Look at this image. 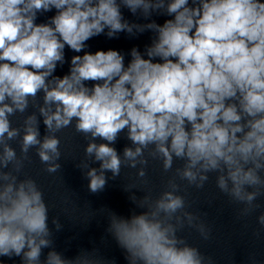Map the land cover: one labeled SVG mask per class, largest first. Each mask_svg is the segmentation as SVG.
I'll return each instance as SVG.
<instances>
[{"label": "clouds", "instance_id": "clouds-1", "mask_svg": "<svg viewBox=\"0 0 264 264\" xmlns=\"http://www.w3.org/2000/svg\"><path fill=\"white\" fill-rule=\"evenodd\" d=\"M122 7L149 22H130ZM153 14L171 18L159 24ZM146 31L151 43L143 53L133 47L127 64L114 49L84 51L101 34ZM66 46L83 55L72 56L61 77L54 73L66 62ZM18 114L16 127L11 117ZM69 127L88 141L77 167L93 194L122 167L136 169L144 184L150 160L173 173L155 199L129 196L143 211L124 217L108 209L105 231L127 264H215L179 234L187 226L204 241L212 238L179 193L186 190L182 182L203 189L214 173L220 192L243 205L238 219L264 207L258 202L264 197V0H0V257L116 264L95 247L72 258L57 251L54 235L63 225L53 217L49 226L44 192L32 177L21 178L33 149L47 173L61 169L56 134ZM125 130L132 146L121 156L112 145ZM175 161L182 164L173 171ZM257 222L264 229V211Z\"/></svg>", "mask_w": 264, "mask_h": 264}, {"label": "water", "instance_id": "water-1", "mask_svg": "<svg viewBox=\"0 0 264 264\" xmlns=\"http://www.w3.org/2000/svg\"><path fill=\"white\" fill-rule=\"evenodd\" d=\"M124 17L130 22L147 23L138 15L134 16L127 8L121 9ZM55 14V10L38 15L37 23L46 22ZM167 17L153 14L152 20L163 24ZM153 33L146 31L135 37H130L126 33L118 34V38H108L105 34L91 38L87 41L88 47L84 51L95 53L97 50L107 51L114 49L125 55V64L131 57L128 55L133 47H137L142 53L145 46L151 43ZM83 55L75 53L65 48V60L63 66L57 67L54 75L63 76L69 72L71 57ZM93 82H87L90 87ZM42 95V93H41ZM34 111L31 107L28 113ZM26 113L25 115H27ZM39 130L41 138L46 134L43 118L39 117ZM22 117H11L13 126H20ZM61 140L62 156L59 161L61 169L54 174L47 173L35 149L30 151V162H25L23 175L26 174L35 179L44 192L46 203L49 205V226L53 227L51 220L53 217L59 218L63 228L55 233L54 241L57 251L62 252L66 257H74L81 248L99 249L101 257L107 260H115L116 264H127L123 250L119 248L115 240L106 233L108 225V209L118 215L128 217L132 210L137 213L143 209L136 208L130 201L129 196L135 194L138 198L147 193H151L155 199L166 190L167 180L172 176V172L164 173L160 161L150 160L146 169L147 184H144L137 177L136 169L122 167L121 175L111 179V172H107L109 177L107 186L102 192L91 193L88 190V180L84 177L81 169L77 165L85 161L84 148L87 140L82 134L75 132L74 127H69L56 134ZM104 141L97 140V143ZM11 145L19 153L17 141H11ZM122 156L126 146H132L126 138L125 132H121L115 144L112 145ZM90 163V167H99V162ZM181 161H175L173 171L181 166ZM86 171V169H84ZM209 181L203 189L187 187L186 182H182V188L186 189L179 194L184 195L190 212L199 214L201 219L212 229V238L204 241L199 233L185 226L179 233L187 239L188 243L199 247L206 255L213 257L215 264H264V229L257 222V216L264 211V207L247 217L237 218L239 209L243 205H238L230 201L229 197L221 193L216 187L215 174H209ZM124 187H129V192L124 191ZM264 205V197L258 201ZM256 233H259L257 235ZM48 249L44 250L47 254ZM43 260L44 257L42 256ZM0 264H21L19 257L9 259L0 257Z\"/></svg>", "mask_w": 264, "mask_h": 264}]
</instances>
